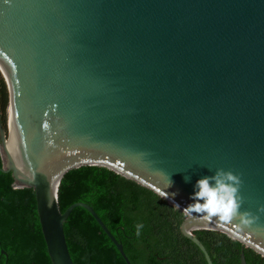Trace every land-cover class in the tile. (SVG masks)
I'll list each match as a JSON object with an SVG mask.
<instances>
[{"label": "water", "instance_id": "water-1", "mask_svg": "<svg viewBox=\"0 0 264 264\" xmlns=\"http://www.w3.org/2000/svg\"><path fill=\"white\" fill-rule=\"evenodd\" d=\"M0 71L1 170L35 191L52 264H75L64 225L78 207L131 264L92 206L61 212L63 178L87 166L165 191L180 212L197 180L233 172L253 222L193 214L181 232L208 264L197 231L264 258V0H0Z\"/></svg>", "mask_w": 264, "mask_h": 264}, {"label": "trees", "instance_id": "trees-1", "mask_svg": "<svg viewBox=\"0 0 264 264\" xmlns=\"http://www.w3.org/2000/svg\"><path fill=\"white\" fill-rule=\"evenodd\" d=\"M10 94L0 73V118L8 129ZM0 153V264H52L43 236L36 194L16 189L12 173H4ZM62 213L76 203L94 208L123 245L131 264H208L201 250L183 236L182 212L164 199L116 172L87 166L68 172L58 192ZM143 223L140 236L135 225ZM75 264H126L94 217L76 208L64 225ZM214 264H264V258L227 235L197 231Z\"/></svg>", "mask_w": 264, "mask_h": 264}, {"label": "clouds", "instance_id": "clouds-1", "mask_svg": "<svg viewBox=\"0 0 264 264\" xmlns=\"http://www.w3.org/2000/svg\"><path fill=\"white\" fill-rule=\"evenodd\" d=\"M190 179V177H185L186 182H190ZM241 183L240 177L233 172L222 169L216 170L214 175L205 176L196 181L189 197L192 203L185 207L182 213L186 217L198 214L205 221L216 218L220 222H227L238 218L244 226L251 224L253 222L252 214L247 211L242 213L239 211L243 202L239 195ZM170 186L171 183L163 189ZM159 195L163 199L168 198L165 191L159 192ZM172 196L174 197L175 193ZM176 207L179 208V205ZM259 211L264 212V207H261ZM135 228L136 235L140 236L144 224L137 223Z\"/></svg>", "mask_w": 264, "mask_h": 264}, {"label": "rangeland", "instance_id": "rangeland-1", "mask_svg": "<svg viewBox=\"0 0 264 264\" xmlns=\"http://www.w3.org/2000/svg\"><path fill=\"white\" fill-rule=\"evenodd\" d=\"M0 73H1V71H0ZM1 75H2V73H1Z\"/></svg>", "mask_w": 264, "mask_h": 264}]
</instances>
